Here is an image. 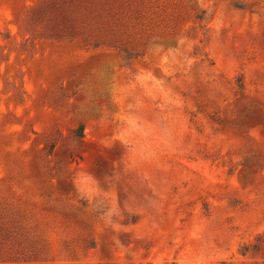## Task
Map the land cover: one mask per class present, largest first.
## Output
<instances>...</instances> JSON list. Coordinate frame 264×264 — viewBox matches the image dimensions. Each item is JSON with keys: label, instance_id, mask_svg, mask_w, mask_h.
<instances>
[{"label": "rangeland", "instance_id": "obj_1", "mask_svg": "<svg viewBox=\"0 0 264 264\" xmlns=\"http://www.w3.org/2000/svg\"><path fill=\"white\" fill-rule=\"evenodd\" d=\"M0 264H264V0H0Z\"/></svg>", "mask_w": 264, "mask_h": 264}]
</instances>
